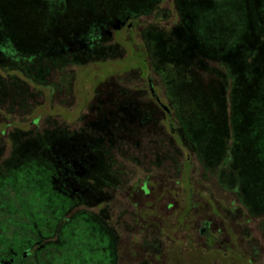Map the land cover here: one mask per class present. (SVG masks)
Here are the masks:
<instances>
[{"label":"rangeland","instance_id":"1","mask_svg":"<svg viewBox=\"0 0 264 264\" xmlns=\"http://www.w3.org/2000/svg\"><path fill=\"white\" fill-rule=\"evenodd\" d=\"M183 1L0 0V255L36 241L42 245L40 264H103L98 234L107 209L123 219L153 213L156 228L172 235L193 230L175 238L171 261H178L180 252L187 264L193 257L196 264L217 260L197 236L207 220L209 229L233 236L230 264H264V186L247 192L252 183L245 169L248 150L264 159V0ZM125 14L139 22L124 34L127 53H145L142 37H156L151 40L155 56L142 57L162 101L175 102L170 106L176 136L166 134L157 109L134 104L147 101L137 71L105 76L96 64L102 58L95 57L104 53L99 45L104 29ZM197 40L207 50L215 44L227 62L217 56L195 63L186 55ZM81 44H93L88 55ZM64 52L70 57L61 56ZM38 54H58L57 66L38 63ZM163 63L171 69L165 78ZM120 90L133 105L125 108L114 98ZM87 92L91 102L83 106ZM33 103L40 105L33 109ZM146 110L152 113H142ZM79 114L84 118L74 123ZM123 115L128 119L121 124ZM148 115L149 135L135 137L136 127L145 132L141 122ZM33 118L36 125L29 124ZM54 122L58 130L70 131L90 123L88 143L108 132L121 134L120 141L112 138L120 167L114 169L107 155L83 181L93 190L87 207L54 194L50 204L46 199L53 169L39 132ZM98 145L103 148V141ZM81 211L93 214L99 229L78 219ZM180 238H185L181 248Z\"/></svg>","mask_w":264,"mask_h":264},{"label":"flooded vegetation","instance_id":"2","mask_svg":"<svg viewBox=\"0 0 264 264\" xmlns=\"http://www.w3.org/2000/svg\"><path fill=\"white\" fill-rule=\"evenodd\" d=\"M181 2L184 4V1L181 0ZM143 13V12H141ZM183 22H181L182 24ZM139 27V22L130 14H125L123 16H120L119 18H115L114 21L107 25L105 28L104 26L102 28L105 32V39L99 43L101 46V49L104 50V53L102 56H97V58H102L100 60H97L96 64L98 68H100L102 74L104 73L105 76L108 74H111L115 72V70H127L132 69L134 71L138 72V78L140 80V85L138 89H141L143 92V96L145 99H147L146 102L142 101H134V104L139 108L148 107L151 105L153 108L157 109L161 115H163L162 118L159 119V123L165 125L167 129V135H175V132L173 133L172 128V109L171 104L172 102H169L171 104H167V102L162 101L161 97L158 95L157 90L154 85V80L152 77L151 72L147 69L146 60L142 56H155L153 53L152 43L151 40H155L156 37L152 36L150 34H146L142 39L144 40L143 44V50H145V53L141 50L138 52H128L125 51V47L127 46L128 42L124 39V34L126 31H130L131 29H136ZM118 34V35H116ZM94 38H90L89 41H93ZM97 40V38H95ZM94 44V43H93ZM85 45L81 44V48L84 47V50H86V55H88V51L91 50V45ZM97 44V43H96ZM198 44V45H197ZM194 49L191 47L189 51L187 52L186 56H190L191 60L196 62H199L200 57H204L205 59H212L215 60L218 59L217 56H219V52L217 50V46L215 44L212 45V47L207 50L205 49L198 40L196 41L195 45H193ZM118 47H121L119 52L114 53L113 48L117 49ZM70 50V48H68ZM70 53H62L61 56H67L70 57ZM18 56H24V55H18ZM35 56H41L37 59L39 61L38 63L42 64V60H49V64L51 68L53 66H57L59 56L58 54H47V58L43 57L45 55L38 54ZM89 57L87 60H89L91 57L94 56H87ZM212 59V60H214ZM162 68L160 72L162 71L164 75H161L162 78H165L169 75L171 69L170 65L168 63H163L160 65ZM52 71V70H51ZM56 74V69L51 72L53 76ZM104 76V77H105ZM103 77V78H104ZM30 86V85H28ZM153 90V94L150 91V88ZM56 89V88H55ZM54 89V90H55ZM10 92V91H9ZM57 94L56 91H52ZM92 92V91H91ZM125 92L123 90H120L118 92H115L114 95L116 100H119V102L126 103L125 108L133 105V101H126L127 97L124 96ZM111 95V96H114ZM22 98L26 97L25 92L21 93ZM10 93L6 95V98H10ZM81 101L83 103V106H85L88 101H90V97L88 95V92L86 95L81 96ZM10 102V101H9ZM91 102V101H90ZM11 103V102H10ZM51 103H53V99L51 100ZM175 103V102H173ZM85 104V105H84ZM40 105V104H39ZM38 103H33V109L35 107L39 106ZM55 105V104H54ZM88 107V105H87ZM122 111V110H121ZM152 113L151 111H144L142 113ZM24 114V112H23ZM85 118L79 114L78 120H82L83 118L86 120L88 116V112L86 114ZM151 115V114H150ZM150 115L146 117V121L141 122L142 128L145 130V132H142L139 130V126L136 127V132L134 133L135 137H144L149 135V130L151 129L149 125H145L149 123ZM36 118V117H34ZM30 121L29 124H34V119ZM134 118V115H133ZM136 118V117H135ZM124 119H128L127 115H123L119 117L120 123H124ZM78 122V121H77ZM76 123V122H74ZM85 122H83L84 127ZM88 127H85V131L78 134H73V130L70 131V134L73 136L77 135H83L86 138H91L92 130L90 129L91 124L87 123ZM140 124V122H139ZM36 125V124H34ZM3 133V132H2ZM109 132L104 135L108 136ZM115 134V136H114ZM100 141H103L104 147L101 148L100 153L103 157H106L107 155H112L111 163L114 169H118V164L116 163V159L118 157V146L116 149H114V142L112 143L113 139L115 137V141H120L119 138L121 134L118 133H111L109 134L108 138H104ZM176 136V135H175ZM178 139H180V136H178ZM110 142L107 144V142ZM115 145H118L115 143ZM112 147V148H111ZM119 159V158H118ZM103 161V159H102ZM137 162V160H135ZM77 161L75 159L70 160V165L68 167H76ZM111 165L105 164V167L108 169ZM79 168H82V166H79ZM84 168V167H83ZM86 169L82 170V172H86ZM73 172L75 173L74 169ZM73 179V177H71ZM72 185L76 183L75 179L72 180ZM117 185L114 183V186ZM103 199L107 200L110 198V193L107 190V182L103 184ZM146 189V188H145ZM147 190V189H146ZM145 190V191H146ZM144 191V192H145ZM148 192V190L146 191ZM105 210V211H104ZM103 211V220L101 224V229L99 230V242L101 244V256H103V264H187V261L185 260V256L183 254L177 253L176 258L178 261H171V253H172V246L176 245V237H185V235H180V232H194L193 230H174L173 232L178 231V234H171L170 229H160L156 228V223L154 220L155 214L148 213V214H134L130 216V218L123 219L122 214H114L111 215L108 213L107 209H104ZM232 215V214H230ZM110 221V222H109ZM140 222V223H139ZM209 222L207 220L203 221V227L199 228L197 230L198 237L201 239L203 238V243L201 244L206 252L210 254H215L214 258L217 260L209 261L206 260V264H221L219 262L218 258L225 259L224 264H230L229 258L230 255H233L234 252V238L232 235L227 234L224 235L225 230L223 229H209ZM224 237V239H222ZM182 240L185 244V238H180L179 240V248L182 246ZM178 241V240H177ZM204 244V245H203ZM18 248V247H17ZM42 248L41 244H38V242H34L33 244H30L28 246H21L19 249H12L8 248L4 251L3 255H0V264H40L38 251H40ZM232 252V254H231ZM202 257V256H201ZM228 259V261H227ZM193 264H196V257L192 258ZM29 261V262H28ZM197 264H199L197 262Z\"/></svg>","mask_w":264,"mask_h":264},{"label":"trees","instance_id":"3","mask_svg":"<svg viewBox=\"0 0 264 264\" xmlns=\"http://www.w3.org/2000/svg\"><path fill=\"white\" fill-rule=\"evenodd\" d=\"M225 54H219V59L227 62ZM78 119L75 121L77 122ZM34 123V122H33ZM54 122L50 124L49 127L43 128L42 132H39L44 139L42 140L44 144V152L50 156V163L52 165L53 171L47 178L48 187L44 189L47 194V201L50 204V198L52 194L59 196L61 199H66L75 205H83L84 207L89 206L87 204L88 199L93 198V190L88 188L83 184L86 180L87 174L95 167V162H102L103 156L100 153L101 148L99 147L100 140L88 143L91 138H86L83 135H71L68 129L58 130L59 125ZM56 126V127H55ZM61 127V126H60ZM84 127H88L85 123ZM81 127L78 129H73V134L82 133L85 128ZM103 129V126L100 127ZM46 136V137H45ZM54 136V137H53ZM60 137V139H58ZM57 138V140H56ZM182 140L180 145L185 150L188 149V144H184ZM181 148V149H182ZM86 150L88 152H86ZM187 152V151H185ZM248 154L245 156L246 160V179L251 181L252 184L248 186L247 192L251 193L252 188H255L260 183L264 186V159L255 150H248ZM262 158V159H261ZM75 159L77 161L76 167H68L70 165V160ZM82 166V168H79ZM187 165V162H186ZM86 172H82L84 168ZM73 169L75 173L73 172ZM75 179L76 183L72 185V178ZM62 180V184L60 181ZM54 185H56L54 187ZM59 185V186H58ZM92 191H91V190ZM264 190V187H263ZM87 196H86V194ZM249 195V194H248ZM64 213V212H62ZM76 215V214H75ZM78 219L84 223L90 224L92 228L99 229L100 221L97 220L93 214H87L86 211H81L80 215L77 214ZM90 222V223H89ZM95 227H93L94 225Z\"/></svg>","mask_w":264,"mask_h":264},{"label":"water","instance_id":"4","mask_svg":"<svg viewBox=\"0 0 264 264\" xmlns=\"http://www.w3.org/2000/svg\"><path fill=\"white\" fill-rule=\"evenodd\" d=\"M149 88H150L151 93L153 94V90H152V88H151V87H149Z\"/></svg>","mask_w":264,"mask_h":264}]
</instances>
